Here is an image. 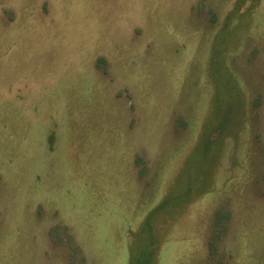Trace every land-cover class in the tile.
Here are the masks:
<instances>
[{
	"label": "rangeland",
	"instance_id": "374dc122",
	"mask_svg": "<svg viewBox=\"0 0 264 264\" xmlns=\"http://www.w3.org/2000/svg\"><path fill=\"white\" fill-rule=\"evenodd\" d=\"M152 263L264 264V0H0V264Z\"/></svg>",
	"mask_w": 264,
	"mask_h": 264
},
{
	"label": "trees",
	"instance_id": "16d2710c",
	"mask_svg": "<svg viewBox=\"0 0 264 264\" xmlns=\"http://www.w3.org/2000/svg\"><path fill=\"white\" fill-rule=\"evenodd\" d=\"M139 256V253L137 254V257ZM153 264V263H152Z\"/></svg>",
	"mask_w": 264,
	"mask_h": 264
}]
</instances>
